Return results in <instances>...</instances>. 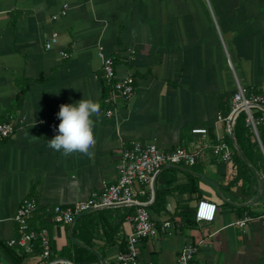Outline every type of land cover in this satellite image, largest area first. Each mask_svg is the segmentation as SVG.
I'll use <instances>...</instances> for the list:
<instances>
[{"label":"crops","instance_id":"obj_1","mask_svg":"<svg viewBox=\"0 0 264 264\" xmlns=\"http://www.w3.org/2000/svg\"><path fill=\"white\" fill-rule=\"evenodd\" d=\"M100 45L115 57L118 76L135 77L134 94L120 99L111 116ZM238 83L264 87V0H0V120L16 123L0 142V264H17L22 250L6 240L16 232L18 206L32 196L47 212L54 257L117 264L131 230L130 206L90 210L62 225L49 215L53 204L83 199L115 180L122 148L133 139L156 140L165 149L183 145L197 155L194 164L166 165L154 192L139 194L152 195L148 207L159 225L174 221L140 239L143 258L176 264L180 248L195 242L191 264H264V218L237 224L244 211L264 210V167L240 154L236 142L234 158L222 160L192 131L207 126L212 141L229 134L217 113L231 107ZM83 98L101 105L93 117L97 143L91 157H64L47 141L57 134L59 106ZM203 197L217 203L215 218L184 225L178 212L194 214ZM43 262L36 248L24 255V264Z\"/></svg>","mask_w":264,"mask_h":264},{"label":"built area","instance_id":"obj_2","mask_svg":"<svg viewBox=\"0 0 264 264\" xmlns=\"http://www.w3.org/2000/svg\"><path fill=\"white\" fill-rule=\"evenodd\" d=\"M67 6V5H66ZM65 6L63 12L67 11ZM50 47L51 43L48 42ZM64 56H68L66 50H62ZM99 55L102 59V76L110 85V91L104 98L106 104V115L111 116L117 110L120 99L130 98L135 91V77L132 74L118 76L116 74L115 57L106 54L100 45ZM241 111L246 112V122L250 125L254 135L261 141L258 126L264 124V87L250 90L238 83L232 94L231 108L228 112L219 111L217 119L224 120L228 133L234 139L233 128ZM16 130L13 119L0 120V142L11 136ZM194 133L201 134L204 145L210 148L220 159L232 160L235 149L226 134H218L215 140L208 136V127L197 125L192 127ZM235 142V140H233ZM196 153L183 145L171 149L163 148L156 140L142 141L133 139L124 144L119 160L117 178L106 182L102 188L93 190L87 197L76 200L70 204L55 203L50 208V219L56 225L70 224L80 214L116 205L132 207L128 215L131 230L127 234L125 248L120 250L117 256V264H160L151 259H145L140 254L139 241L142 238L157 236L162 230H169L174 226L171 218H166L159 225L148 207V199H141L139 194L145 188L154 192L155 180L163 168L168 164L196 162ZM39 207L36 197H26L18 206L14 220L16 232L9 238L7 243L18 245L26 252L33 251L39 246L40 254L44 258L42 264H76L74 261L64 257L51 256V233L48 226L41 228L33 227L31 217ZM217 212V203L209 198H200L194 208V217L198 222L212 220ZM255 217L264 218V210L259 213H244L237 219V224L247 227L248 223ZM199 249L195 242L184 244L178 253L176 264H191L192 259Z\"/></svg>","mask_w":264,"mask_h":264},{"label":"clouds","instance_id":"obj_3","mask_svg":"<svg viewBox=\"0 0 264 264\" xmlns=\"http://www.w3.org/2000/svg\"><path fill=\"white\" fill-rule=\"evenodd\" d=\"M101 105L93 99H81L73 104H61L56 114L60 123L54 131L57 134L47 141V146L64 157L79 153L91 157L96 143L95 121ZM35 139L36 137L33 136Z\"/></svg>","mask_w":264,"mask_h":264},{"label":"trees","instance_id":"obj_4","mask_svg":"<svg viewBox=\"0 0 264 264\" xmlns=\"http://www.w3.org/2000/svg\"><path fill=\"white\" fill-rule=\"evenodd\" d=\"M102 82L104 85L103 86L104 91L107 93L108 88H110V85L108 83L106 84V81L104 80V78L102 79ZM26 90H27V84H24V85L20 86V89L17 91V93H16V104H17V106H22L23 101H24V97L26 94ZM230 108L231 107H229L225 112H228L230 110ZM258 129H259V135H260L261 142L264 145V126L262 124H260L258 126ZM233 132H234V140L239 147L240 154L242 153L245 156V158L247 160L251 161L255 167H258V168L264 167V150H262L259 147L257 137H256V140L253 138L254 133H253L250 125L247 124V122H246V112L245 111H241L240 114L238 115L236 122H235V125H234V128H233ZM226 138L230 143H232V144L234 143L233 137L230 134H227ZM237 153L240 156L239 152H237ZM243 208L245 209V207H240L239 210L242 211ZM132 209L133 208L131 207V211H132ZM35 212H34L33 216L31 217L32 226L36 227V228H41L43 226L49 227L50 223L47 220V212L40 210V209H37ZM178 213L182 216V223L184 225H195V224H197V220L195 219L193 212L179 211ZM20 249L22 250V253L19 255H15L16 262H17V264H24L23 263L24 255L27 252L21 247H20ZM36 249L41 251L39 246H36ZM51 251H52L51 256L54 257L55 256V247H54L53 239H51ZM62 254L69 255L68 248L64 247L62 250ZM40 264H42V263H40Z\"/></svg>","mask_w":264,"mask_h":264},{"label":"rangeland","instance_id":"obj_5","mask_svg":"<svg viewBox=\"0 0 264 264\" xmlns=\"http://www.w3.org/2000/svg\"><path fill=\"white\" fill-rule=\"evenodd\" d=\"M211 8H212V15H213V18H219L218 14H217V10H216L215 8H213V6H211ZM213 11H214V12H213ZM253 138L256 140V136H255V135H254ZM258 144H259V147L263 150V148H264L263 143H262L260 140H258Z\"/></svg>","mask_w":264,"mask_h":264}]
</instances>
